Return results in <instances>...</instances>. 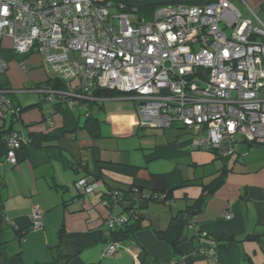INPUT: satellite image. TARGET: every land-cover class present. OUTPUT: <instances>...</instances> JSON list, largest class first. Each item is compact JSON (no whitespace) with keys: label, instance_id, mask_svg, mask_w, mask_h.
<instances>
[{"label":"built area","instance_id":"built-area-1","mask_svg":"<svg viewBox=\"0 0 264 264\" xmlns=\"http://www.w3.org/2000/svg\"><path fill=\"white\" fill-rule=\"evenodd\" d=\"M111 6L98 0H0V48L7 37L13 53H37L57 76L77 80L79 92L36 89L72 96L69 107L107 98L93 94L96 89L116 90L137 103V126L179 127L190 134L192 148L226 157L238 153L242 142L264 144V30L242 19L231 0L164 4L148 16L135 7L111 14ZM113 17H119L120 30ZM7 69L0 55V77ZM8 91L0 87V109L17 117ZM5 144L7 161L16 165L27 135L12 130ZM74 185L85 196L99 188L89 177ZM127 220L110 214L105 224L114 228ZM31 225L34 230L42 226L37 207ZM188 228L207 236L196 230L195 217ZM117 245L108 242L103 253L112 255ZM197 250L219 264L216 242Z\"/></svg>","mask_w":264,"mask_h":264},{"label":"crops","instance_id":"crops-1","mask_svg":"<svg viewBox=\"0 0 264 264\" xmlns=\"http://www.w3.org/2000/svg\"><path fill=\"white\" fill-rule=\"evenodd\" d=\"M0 55L8 62L7 73L0 77V84L4 82L7 89H22L26 81L32 80L34 85L54 76L42 72L29 74V69L43 65L37 53L19 55L13 53L9 46H1ZM21 62L24 63L23 67ZM21 68L24 70L22 74ZM9 93L11 104L20 107L35 105L19 112L13 121L11 114L7 116L9 110L0 109V205L8 221H3L0 239L7 240L3 250L6 264L48 262L53 256V247L58 243L59 227L75 233L106 230L105 220L108 215L128 216L127 211L131 208L143 214L150 227L139 229L118 240L112 255L103 253L108 242H94L82 248L66 264H211V259L197 248L212 240L199 237L192 229H187L186 238L174 250L157 238L154 229H165L173 214L184 210L198 197L206 194L204 186L219 174L223 165L226 167L223 181L206 197L201 210L195 215L196 230L234 238L228 245L217 248L219 264H264V152L262 158L253 155L250 152L252 145L242 142L238 153L222 157L214 151L192 148L190 134L186 130L172 127L157 131L152 143L145 146L148 150L146 159H164L168 163L169 168L155 172L164 174L172 192L170 200H150L143 196L151 191L150 181L129 173L131 165L142 164L109 157L103 153V148L94 143V138L100 135L99 112L108 99L86 101L89 102L86 107L91 116L99 120L98 126L88 125L90 131L96 133L90 136L86 128H79L84 127L87 121L84 111L85 116L81 117L82 105L69 107L66 100L48 98V104H43L36 95L17 100L12 92ZM113 99L135 102L125 97ZM103 121L109 123L111 137H128L139 129L136 111L109 113ZM10 127L14 130L19 128L25 135L47 134L60 127L67 131L78 130L74 136L62 135L43 142L39 147L28 142L18 150L19 159L16 165H12L6 159L4 147ZM80 131L84 132L86 138L82 142L84 144L79 142V149H87L81 152L76 150L75 141L70 138L77 139ZM87 135L93 139H88ZM202 153H205L203 158ZM230 157L234 158L229 164V160H225ZM217 158L225 160L216 165ZM183 160L184 164L181 162ZM207 163L211 165V172L194 176L196 169ZM184 165L185 168L193 169L192 178L185 174ZM85 176L93 177L99 183V188L89 196L78 195L76 192L69 197V186ZM132 187H142V194L131 192ZM33 207L42 211V226L35 229V232L27 231L23 239L18 240V247L6 249L9 242L6 236L13 232L16 238L17 231L30 226ZM225 213H229L230 217L226 218ZM6 227H11L10 231Z\"/></svg>","mask_w":264,"mask_h":264},{"label":"trees","instance_id":"trees-1","mask_svg":"<svg viewBox=\"0 0 264 264\" xmlns=\"http://www.w3.org/2000/svg\"><path fill=\"white\" fill-rule=\"evenodd\" d=\"M100 2H107V1H113L112 4L115 6V8L118 11L126 12L130 11L132 12L134 7L136 8V12L140 13L141 15L148 16L150 12L154 10L155 7L159 5H164V4H174L177 2H183V3H198L201 0H98ZM3 76V75H2ZM1 76V77H2ZM71 81L73 80H64L57 76L56 74L54 76H50L47 78L45 82L41 83H36L29 87V89L36 90L39 87H46V88H51L55 91H70V92H79L78 88V83L74 84L71 87ZM0 87H6V84L1 82ZM37 91V90H36ZM93 94L97 96H103V97H120L123 96L124 94L122 92L116 91V90H110V89H96L92 92ZM45 97H49V99L52 100H70L73 98L72 96L69 97L67 95H60V94H48V93H42ZM6 97L10 100L8 97L10 93L5 94ZM76 98V97H75ZM11 101V100H10ZM79 104H74L75 105H82V103L87 104L86 101H78ZM13 108L19 109V112L22 110L26 109L27 107H30L35 104H30L27 106L20 107L18 105H15L12 103ZM137 108V107H136ZM11 114V121H13V117L15 116L14 112H9ZM84 113H86V125L84 127H79V128H86V131L89 133L91 136L92 133L88 127L90 126H98L99 120L96 119L95 117L91 116L90 111L87 109H84ZM97 128V127H96ZM138 128H141L138 126ZM172 128V127H171ZM179 128V127H176ZM162 129H168V128H162ZM14 130L12 127H10V130L7 131L6 134H8L10 131ZM78 129L74 131H67L63 128H55L52 131H50L47 134H40V133H33L27 135V143L31 142V144L34 147H39L42 145L43 142L48 141L50 139H56L59 138L62 135H71L74 136L76 134ZM87 133V134H88ZM27 145V144H25ZM25 145L21 146L24 147ZM253 145V144H250ZM4 147H5V153H6V144L4 141ZM20 148V149H21ZM19 150V149H18ZM20 151V150H19ZM18 153V152H17ZM216 153V152H215ZM19 159V156H17ZM73 167V165H72ZM77 168V166H76ZM80 168V167H78ZM145 167L143 166H135L131 165L129 168V173L132 176L139 177V178H145L148 179L151 183V191L150 193H147L146 195H143L145 198L150 199V200H170L171 198V192L172 188H170L165 180V176L163 173H158V172H147V174L141 175L140 172H143ZM226 171L225 165H223L219 169V174L213 178L208 184L204 186V189L207 190L206 194L201 195L198 197L196 200H194L189 206H187L184 210H179L175 214H173L168 222V225L166 226L165 229H154V233L157 236L158 239L166 242L169 244L174 250H177V246L186 238L185 231L188 228V223L190 219L195 217L197 213L201 210L203 204L206 201V197L212 193V191L221 184L223 181V175ZM89 177V176H85ZM92 180H95L93 177H89ZM79 179V178H78ZM76 182V181H75ZM75 184V183H74ZM142 187H132L130 188L131 192H135L138 194H142ZM80 195V194H78ZM82 195V194H81ZM127 222L116 226L114 228H107L106 230H93V231H88L84 233H75V232H66L63 227H59L57 231V236H58V243L55 245L54 248V253L52 256V259L48 262H41L38 264H66L69 259L73 258L78 254V252L84 248L85 246L94 243V242H110V241H118L122 240L129 234L134 233L135 231L150 227V223L146 217L141 214L135 212L132 208L127 211ZM3 214H2V209L0 205V231L2 230V225H3ZM8 222V221H6ZM29 230H34L33 226L30 224V226L26 229L19 230L17 231L16 238L18 240H22L23 236L25 233ZM195 236V235H193ZM200 237V235H198ZM208 239L216 242L217 248L219 247H224L228 245L234 238L232 236L228 235H222V234H207L206 236ZM7 243V240H1L0 239V264H6L5 262V257L3 256V250L5 248V245Z\"/></svg>","mask_w":264,"mask_h":264},{"label":"rangeland","instance_id":"rangeland-1","mask_svg":"<svg viewBox=\"0 0 264 264\" xmlns=\"http://www.w3.org/2000/svg\"><path fill=\"white\" fill-rule=\"evenodd\" d=\"M233 2V4L235 5V7L237 8V10L241 13V18L242 19H246V20H250L252 22V25L258 29H262L264 30V0H231ZM113 2V1H112ZM253 10L254 13L258 16V18L260 19V21H258V19L254 16L253 12L251 11ZM111 14L113 13H118L116 8L114 6H111L110 8ZM112 24L117 27L120 30V19L119 17H113L112 18ZM258 39L260 40L261 37H258ZM1 46L2 47H7L9 46L10 48L12 47V41L11 39L5 37L2 39L1 41ZM4 49V48H3ZM41 57V56H40ZM42 58L43 61V65L35 68V69H29L28 71H31L29 74H38L40 72H42L44 75H55L54 71L52 70V68L50 67V65ZM26 64V63H25ZM7 73V71H6ZM24 73V70L21 68L20 70V74ZM5 75V74H4ZM3 75V76H4ZM32 80L30 81H26L24 85L21 86L22 89H8V92H12L13 96L17 99V100H23L29 96H33L36 95L37 98L41 99V102L43 104H48L47 102H49L50 100L49 97H44L42 96L43 94L41 92H35V90L33 89H29V87H31L32 85ZM77 80H73L71 81V87L76 84ZM9 98L10 95L8 96ZM48 98V99H47ZM115 97H107L106 100L104 102V108L100 109L99 112V116L98 119L101 121L100 123V135L97 136L94 141L95 145L100 146L101 148H103V153L105 155H108L109 157L111 156H115L118 159H122V160H126V162H134V164H142L140 166L145 167L143 172H140L141 175L143 174H147V172H155V171H160L163 168H169L168 163L162 159H158V160H149L147 161L146 158L147 157V153L148 150H146V144L150 145L152 143V139L154 138V134L157 131H162V128H152V127H141L138 130H136L135 133H133L132 135L128 136V137H111V134L109 132L108 127H110L109 123L104 122V116L109 114V113H119V112H124V113H131L136 111V107L137 104L133 101H122V100H115L113 99ZM105 100V99H104ZM102 101V100H101ZM89 103V102H87ZM87 104H83L82 103V110L80 111L81 113V117L83 118L85 115L83 114V111L85 109ZM87 108V107H86ZM0 114L1 111H0ZM9 112L7 114V116H9ZM15 126H17V123L15 124ZM16 130L19 128H15ZM88 139H93L91 138L89 135ZM72 139V141H75L74 143V147L76 148L77 151L81 152V151H86L87 149H79V142L82 143L85 137V134L83 131L79 132V135L77 133V139L74 137H70ZM84 144V143H82ZM243 144H247L246 142H243ZM151 150V149H150ZM246 152V150H244ZM244 151H242L241 153H245ZM147 152V153H146ZM151 153V151H149ZM250 152L254 155H258L260 156V158H262L261 155H263L264 152V144L260 145V146H256L255 144H253L250 148ZM151 156V155H149ZM205 156V153L201 154V158H203ZM212 157V156H211ZM234 157H230L229 159L225 160V159H220L217 158L215 159L216 165H220L223 160H225V162L229 160V164L231 163L230 160H232ZM247 158V157H245ZM240 161H242V159L240 158ZM182 164H184V160L181 161ZM181 164V163H180ZM184 169L185 174L189 175L190 178L193 177V169L192 168H185L186 166H182ZM200 167V168H199ZM195 173L194 176H201L203 175L204 172H206V174H208L209 172H211L210 170L211 165H209V163L205 164V166L201 165L199 166ZM204 168V171L202 170ZM187 175V176H188ZM145 179V178H144ZM143 179V180H144ZM70 185V184H69ZM68 185V186H69ZM67 191H65L66 193ZM77 192L75 185H71L69 186L68 192L67 194H70L69 197L73 194H75ZM78 193V192H77ZM165 207V206H164ZM5 229H8V227H6ZM11 229V227L9 228ZM8 229V231H10ZM36 230H33V232H35ZM7 239H9L8 245L6 247V249L13 248V247H18L19 245V241L18 239L15 238V235L13 234V232H11L10 236H6Z\"/></svg>","mask_w":264,"mask_h":264}]
</instances>
